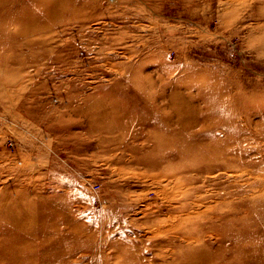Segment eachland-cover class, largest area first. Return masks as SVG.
Returning <instances> with one entry per match:
<instances>
[{
  "label": "rangeland",
  "instance_id": "374dc122",
  "mask_svg": "<svg viewBox=\"0 0 264 264\" xmlns=\"http://www.w3.org/2000/svg\"><path fill=\"white\" fill-rule=\"evenodd\" d=\"M0 264H264V0H0Z\"/></svg>",
  "mask_w": 264,
  "mask_h": 264
}]
</instances>
